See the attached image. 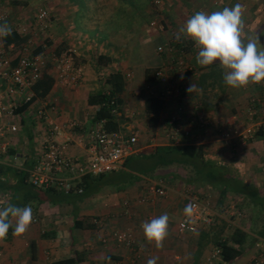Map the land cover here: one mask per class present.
<instances>
[{
    "label": "crops",
    "instance_id": "crops-1",
    "mask_svg": "<svg viewBox=\"0 0 264 264\" xmlns=\"http://www.w3.org/2000/svg\"><path fill=\"white\" fill-rule=\"evenodd\" d=\"M20 1L21 5H14L17 8L0 12V16H7L0 22L6 21L11 34L26 40L7 44L4 36L0 43L12 65L23 54H41L44 59L41 75L48 73L53 84L44 98L35 97L25 103L33 96L31 87L26 96L23 93L18 98L20 106L14 121L19 130L15 140L19 141L18 148L26 147L28 151L22 155L17 152V159L35 157L36 149L53 124L62 131L57 143H65L66 154L80 163L86 164L88 160L89 132L99 122L109 131L135 135L137 151L116 171L101 176L85 174L71 180L74 190L68 195L60 188H46L50 193L44 198L23 197L19 206H31L33 221L22 235L15 236L10 229L8 236L0 240V264H147L153 256L159 257L157 264H252L258 256L264 259V235L242 223V213L247 216L250 208L242 195L223 194L219 187L194 178L193 167L185 163L158 166L146 173L131 171L125 165L126 161L150 155L159 147L200 146L206 159L225 165L264 194L262 131L245 143L237 136L229 140L220 137L221 130L239 131L258 118L262 112L260 87L226 85L225 69L218 61L200 66L196 62L199 49L195 42L184 36L177 40L174 35L197 11L210 13L240 4L244 9L245 36L259 33L264 44V0ZM39 1L46 4L47 7L40 8H45L49 17L41 25L35 12L31 29L25 15H30L32 8L25 7L29 2ZM151 21L155 24L150 25ZM31 38L38 39L34 45ZM159 45L164 46L162 53L157 51ZM68 48L73 52L77 78L74 84L65 86L57 77L51 55ZM176 59L193 65L195 73L177 74L173 70L174 81L185 85L180 98L165 104L152 97L162 103L147 113L145 84L153 81L155 69L171 66ZM191 84L196 88L189 93ZM4 88L5 85L0 86L1 90ZM112 99L118 106L116 115L110 112L115 124L99 115L105 107L102 103ZM251 106L258 114L250 120L247 110ZM39 107H44L51 124L36 118L35 110ZM175 125L189 132L178 143L171 138V128ZM57 176L70 177L65 172ZM81 180L82 185H78ZM88 181L89 191L85 189ZM154 184L164 187L165 194L158 196L150 192L149 187ZM77 187L81 188L80 192ZM193 197L211 206L213 222L192 233H179L177 224ZM164 213L170 218L169 235L163 248L157 249L154 242L146 240L141 225ZM222 213L231 219L222 222L219 219ZM248 214L249 222L253 223ZM257 222L261 227L260 220ZM224 223L229 227L227 234L221 231ZM116 229L132 230L136 246L116 245L109 236ZM237 229L246 238L241 247L233 245L241 255L223 261L216 243L225 240L232 244L231 235ZM257 242L260 246H256ZM137 249L142 251L139 257L134 252Z\"/></svg>",
    "mask_w": 264,
    "mask_h": 264
},
{
    "label": "built area",
    "instance_id": "built-area-1",
    "mask_svg": "<svg viewBox=\"0 0 264 264\" xmlns=\"http://www.w3.org/2000/svg\"><path fill=\"white\" fill-rule=\"evenodd\" d=\"M49 17L45 8H39L36 13L37 22L43 24ZM7 16L2 14L0 19H6ZM154 21L150 25H154ZM158 53L164 51V46L157 47ZM51 59L56 65L57 77L65 86L74 84L76 81L75 67L73 64V52L71 48L64 50L59 54H52ZM44 59L41 54H23L19 57L18 62L12 65L10 59L5 54V48L0 43V86L5 85L4 90L0 89V165L9 164L12 167L23 170L27 175L30 184L38 188H60L65 193L73 189L71 180L77 179L85 174L101 175L116 171L124 166V162L128 156L136 153V136L127 135L122 131H109L103 122L97 123L89 132V142L87 144L88 160L86 164L80 163L77 158L71 157L65 152V143H57V137L62 133L61 128L57 124L51 125L42 140V143L36 149V156L33 158L23 159L16 164L13 162L17 157L11 158V149L15 148V136L19 130L18 124L14 118L18 115L20 102L18 101L21 94L25 93L32 84L40 77ZM173 70L177 74L189 72L195 73V68L190 63L176 59L172 65H166L154 70L153 81H149L144 86V92L148 97H156L165 104L168 102H176L181 93L184 91L183 84L174 81ZM260 87V95L262 97V112L258 114L254 106L247 110V118L250 123L241 130H221L220 137L223 140H229L233 136L240 137L241 143H245L247 139L253 137L258 131H262L264 140V82L254 84ZM27 93V92H26ZM26 93L24 96H26ZM27 96L25 99H28ZM102 106H108L112 114L118 113L117 103L112 99L102 103ZM35 116L38 120L50 123L44 107L35 110ZM174 119V118H173ZM171 120L172 125L174 120ZM51 124V123H50ZM171 138L176 142H180L181 136L187 137L188 131H184L180 126L171 128ZM69 173L70 177L57 176L58 173ZM81 191V188H77ZM149 191L162 196L165 194V188L156 184L149 187ZM8 193H0V200L7 203ZM190 204L193 205L192 215L181 217L177 224L179 233H192L201 226L211 225L213 222V211L207 202L199 200L197 197L191 199ZM4 204H0V208ZM238 215L237 213H235ZM110 238L116 245L126 248H134L136 246L135 236L132 230H113ZM105 241V238H102ZM260 246V243H256ZM136 256L142 254L140 249L134 251ZM220 250L217 249L216 254ZM263 257L258 256L252 264H263Z\"/></svg>",
    "mask_w": 264,
    "mask_h": 264
},
{
    "label": "clouds",
    "instance_id": "clouds-1",
    "mask_svg": "<svg viewBox=\"0 0 264 264\" xmlns=\"http://www.w3.org/2000/svg\"><path fill=\"white\" fill-rule=\"evenodd\" d=\"M244 9L242 5L225 7L219 11L195 12L175 33L177 40L181 36L192 39L199 51L196 62L202 67L219 62L225 69L223 76L226 85L232 88H242L249 84L264 82V44L261 43V34L245 36ZM11 27L5 21L0 23V37L8 36ZM191 84L188 92L195 90ZM5 206L0 208V240L8 236L13 229L15 236L27 231L33 221L31 206H16L0 200ZM193 205L184 208L186 217L192 215ZM169 216L164 213L150 221L142 223L144 236L149 243L155 244L157 249L164 246V241L169 235ZM14 221V225H13ZM158 256L150 257L147 264H157Z\"/></svg>",
    "mask_w": 264,
    "mask_h": 264
},
{
    "label": "trees",
    "instance_id": "trees-1",
    "mask_svg": "<svg viewBox=\"0 0 264 264\" xmlns=\"http://www.w3.org/2000/svg\"><path fill=\"white\" fill-rule=\"evenodd\" d=\"M5 39L8 44L12 40L15 42L25 41L26 37L21 38L13 33L6 36ZM52 84L53 79L51 76L43 72L41 77L32 84L31 90L33 91V96L25 103H30L35 97L44 98ZM160 103H162V101L156 98L145 97L147 113H149L151 109L158 107ZM99 115L107 117L111 121V124H115L113 122V115L110 113L107 106L101 109V114ZM10 152L12 156L15 154V150L13 149H11ZM134 163L135 165H132ZM176 163H185L192 166L194 178L205 181L211 186L219 187L223 194L231 192L242 195L250 205L246 206L250 207L248 208V213L251 214L250 219L253 220V223L251 222L253 230L261 232V234L264 235V221L261 222V219H264V194H261L254 186L245 183L225 165L214 160L206 159L203 156L200 146L159 147L150 155L126 161L125 165L126 168L131 171L146 173L156 169L158 166ZM82 183L83 181L81 180L78 185H82ZM85 189L88 191L91 189L90 181H88ZM73 190L74 189L65 194L68 195ZM0 193H9L8 203L19 206L20 200L25 196L33 195L34 197L44 198V196L49 195L50 192L46 188L43 190V188H38L30 184L23 170L12 167L9 164H2L0 165ZM257 220H260L261 227H258ZM239 232L240 230L237 229L231 235L232 244H228L225 240H220L216 243L221 249L223 261H231L241 255V251L233 246L237 245L241 247V245L246 242V238H243Z\"/></svg>",
    "mask_w": 264,
    "mask_h": 264
},
{
    "label": "rangeland",
    "instance_id": "rangeland-1",
    "mask_svg": "<svg viewBox=\"0 0 264 264\" xmlns=\"http://www.w3.org/2000/svg\"><path fill=\"white\" fill-rule=\"evenodd\" d=\"M31 1V0H30ZM14 5H21V1L20 0H18V1H16L15 3H14V1L12 0H0V12L1 11H3V10H6L7 8H17V7H15ZM27 6L25 7V8H32L30 11L32 12H30V11H28V12H30V15H29V13H27L26 15H25V18H26V24H27V27H30L31 29L33 28V26H34V21H32L31 20V17H33V15L35 14V12H37L36 10H37V8H40V7H45L46 6V4H44L43 2H41V1H39V2H29L28 4H26ZM47 7V6H46ZM6 8V9H5ZM8 10V9H7ZM32 21V22H31ZM0 23H2V22H0ZM36 37V36H35ZM0 39H2V37H0ZM38 39H32L31 38V45L33 44H35L36 43V41H37ZM16 51V50H15ZM15 51H13L12 53H14ZM14 141V144H15V148L13 149V150H15V154L13 155V156H15L16 155V153L18 152V153H20V155H22V153H27V151H28V149L26 148V147H22V148H18L17 147V143L19 142L17 139L16 140H13ZM13 156H11V158L13 157ZM16 157V156H15ZM20 159V158H19ZM18 162H20V160H15L13 163L14 164H16L17 165V163ZM223 211V210H222ZM244 212H246L245 210H244ZM242 215H243V221H242V223H244V225H248V227L250 226L251 228H252V225H251V223L249 222V220H248V218H249V214L247 213V216H245V214L244 213H242ZM229 216V215H228ZM226 214H224L223 215V213H222V217H219V219L222 221V222H225L226 220H225V218H229ZM229 219H231V218H229ZM233 219V218H232ZM227 222V221H226ZM217 224H220V223H217ZM225 224H227V223H224V227L226 226V228H222V232H225L226 231V234L228 233V232H230V231H228L229 230V227L227 228V225H225ZM247 227V228H248Z\"/></svg>",
    "mask_w": 264,
    "mask_h": 264
}]
</instances>
